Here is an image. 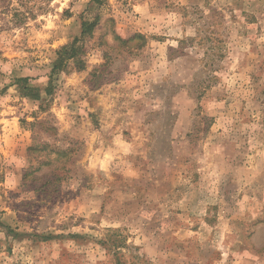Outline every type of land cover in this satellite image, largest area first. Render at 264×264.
I'll use <instances>...</instances> for the list:
<instances>
[{
  "label": "rangeland",
  "instance_id": "374dc122",
  "mask_svg": "<svg viewBox=\"0 0 264 264\" xmlns=\"http://www.w3.org/2000/svg\"><path fill=\"white\" fill-rule=\"evenodd\" d=\"M87 5L0 0V264H264V0H105L54 72Z\"/></svg>",
  "mask_w": 264,
  "mask_h": 264
},
{
  "label": "trees",
  "instance_id": "16d2710c",
  "mask_svg": "<svg viewBox=\"0 0 264 264\" xmlns=\"http://www.w3.org/2000/svg\"><path fill=\"white\" fill-rule=\"evenodd\" d=\"M105 0H88V5L85 10L87 13L86 16L83 15L81 22V35L76 37L71 43L66 44L58 51V60L54 65V72L59 70L60 68H68L70 66V61L72 60L74 64L83 68L82 54L85 53L84 42L85 39L92 36L95 28L99 25L102 20V13L100 12V7L103 6ZM110 19H108L109 21ZM120 39V38H119ZM121 40V39H120ZM140 42L139 46H141L145 42V37L141 33H135L132 37L128 39L122 40L123 44H127L130 41ZM133 52V51H132ZM20 81L24 83V89L28 96L39 99L40 94L38 93V88L32 85H28L29 78H20ZM47 93H50V89L47 88ZM37 144H34L30 147V151H38ZM58 157L65 156V151H56ZM41 167V166H39Z\"/></svg>",
  "mask_w": 264,
  "mask_h": 264
}]
</instances>
